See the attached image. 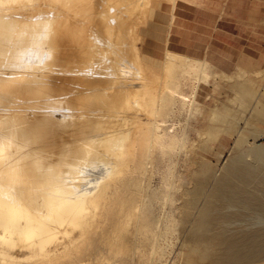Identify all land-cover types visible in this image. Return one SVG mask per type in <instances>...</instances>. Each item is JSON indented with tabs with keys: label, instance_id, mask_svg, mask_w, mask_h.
Wrapping results in <instances>:
<instances>
[{
	"label": "bare ground",
	"instance_id": "obj_1",
	"mask_svg": "<svg viewBox=\"0 0 264 264\" xmlns=\"http://www.w3.org/2000/svg\"><path fill=\"white\" fill-rule=\"evenodd\" d=\"M159 1L0 0V264H127L145 241L149 263L166 264L174 156L188 147L167 123L177 97L192 102L180 96L182 68L196 80L212 73L170 50L161 69L147 60L141 30ZM247 88L236 92L245 108L255 95ZM253 114L263 121L264 107ZM236 133L210 191L227 204L216 213L223 226L198 239L225 264H251L264 254V144ZM153 197L171 209L152 226ZM210 206L192 221L199 229L213 226Z\"/></svg>",
	"mask_w": 264,
	"mask_h": 264
},
{
	"label": "rangeland",
	"instance_id": "obj_2",
	"mask_svg": "<svg viewBox=\"0 0 264 264\" xmlns=\"http://www.w3.org/2000/svg\"><path fill=\"white\" fill-rule=\"evenodd\" d=\"M238 1L240 5L241 1ZM176 4L177 0H160L154 7L152 18L142 26L141 31L144 34L142 46L145 57L155 65L156 69H161L166 51L170 50L166 49L165 42L170 37L175 22ZM170 51L183 54L177 50ZM189 57L196 61L205 60L201 57L190 55ZM188 69L191 67L189 66ZM189 72L186 68H182L179 89L182 92L180 96L188 95L192 102L184 103L177 97L176 106L167 123L176 127L177 132L184 136L188 145L182 155L174 156L176 163L173 172L177 180L172 190L175 200L174 209L170 212V204L163 205L162 199L153 197L147 200L145 217L148 221L150 220L149 224L152 226L159 220L163 210H166V215L170 212L176 219L174 244L164 247L163 257L166 264H225L220 258L218 248L209 242L199 240L198 236H217V231L223 226L221 222H218L219 220H216V213L219 210H226L227 204L211 197L210 191L217 176L221 174L224 164L233 154L232 146L237 138L236 130L256 144H264V120L255 122L253 114V108L256 105L264 107V70L246 72L248 77L243 79L240 76L241 71L225 73L227 77H223L220 74L222 72L213 69L215 74L212 73L208 78L202 77L197 80ZM239 81L251 84L247 89L255 92L248 108L244 107V102L242 106V99L236 93ZM223 107H228L231 111ZM256 124L260 130L263 129L262 135L256 134ZM168 162L169 158L160 163L158 169L161 174L154 178L153 187L158 190L164 188L161 178L162 173L167 171ZM197 167L203 169L200 177H197ZM197 187L202 188L195 195L192 190ZM205 205H211L209 219L214 222H212L213 226L199 229L200 227L192 221L199 216L200 207ZM129 235L131 242L137 241L132 233ZM186 235L189 238L184 242ZM26 253L24 251L19 254ZM149 253L150 246L145 241L140 244V254L131 256L127 264H151L146 258ZM138 255L144 256L143 259ZM251 264H264V254L259 261L251 262Z\"/></svg>",
	"mask_w": 264,
	"mask_h": 264
},
{
	"label": "crops",
	"instance_id": "obj_3",
	"mask_svg": "<svg viewBox=\"0 0 264 264\" xmlns=\"http://www.w3.org/2000/svg\"><path fill=\"white\" fill-rule=\"evenodd\" d=\"M240 1L177 0L166 49L204 58L211 73L264 70V0Z\"/></svg>",
	"mask_w": 264,
	"mask_h": 264
}]
</instances>
